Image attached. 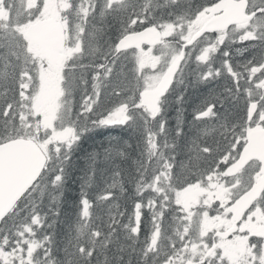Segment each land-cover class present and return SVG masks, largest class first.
I'll return each instance as SVG.
<instances>
[{
    "label": "snow or ice",
    "instance_id": "obj_1",
    "mask_svg": "<svg viewBox=\"0 0 264 264\" xmlns=\"http://www.w3.org/2000/svg\"><path fill=\"white\" fill-rule=\"evenodd\" d=\"M0 264H264V0H0Z\"/></svg>",
    "mask_w": 264,
    "mask_h": 264
}]
</instances>
